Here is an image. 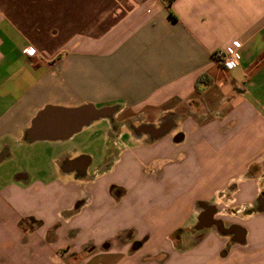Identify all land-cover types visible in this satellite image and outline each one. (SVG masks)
I'll return each instance as SVG.
<instances>
[{
    "label": "crops",
    "instance_id": "obj_1",
    "mask_svg": "<svg viewBox=\"0 0 264 264\" xmlns=\"http://www.w3.org/2000/svg\"><path fill=\"white\" fill-rule=\"evenodd\" d=\"M0 264H264V0H0Z\"/></svg>",
    "mask_w": 264,
    "mask_h": 264
},
{
    "label": "water",
    "instance_id": "obj_2",
    "mask_svg": "<svg viewBox=\"0 0 264 264\" xmlns=\"http://www.w3.org/2000/svg\"><path fill=\"white\" fill-rule=\"evenodd\" d=\"M116 110L115 108L95 109L90 106L69 111L45 109L33 122L32 138L46 141L68 139L82 127L112 116Z\"/></svg>",
    "mask_w": 264,
    "mask_h": 264
},
{
    "label": "built area",
    "instance_id": "obj_3",
    "mask_svg": "<svg viewBox=\"0 0 264 264\" xmlns=\"http://www.w3.org/2000/svg\"><path fill=\"white\" fill-rule=\"evenodd\" d=\"M157 1L163 5H168L172 0ZM24 53L28 56H34L37 53V50L34 47H28L27 49H25ZM216 59L226 71H232L240 65V58L235 54H229L223 51H219L216 54Z\"/></svg>",
    "mask_w": 264,
    "mask_h": 264
},
{
    "label": "rangeland",
    "instance_id": "obj_4",
    "mask_svg": "<svg viewBox=\"0 0 264 264\" xmlns=\"http://www.w3.org/2000/svg\"><path fill=\"white\" fill-rule=\"evenodd\" d=\"M116 113V112H115ZM114 115V114H113ZM88 134V132H87ZM83 136H79L76 138V141L74 143H77L78 140H80ZM89 148V147H88ZM88 148H84V149H88ZM90 149V148H89ZM39 160L37 161H34V165H39ZM27 167V164H25V167H19V168H26ZM143 175L145 177H148V176H151V177H154V178H160V173L158 172V170L156 169V164L155 163H150V164H147L144 166V172H143ZM109 178V177H108ZM112 179L109 180V181H114V180H118V181H121L122 183L124 182H128V180L130 181V179H128L127 177H124V176H121V175H118V176H112L111 177ZM165 213L163 214L166 215L169 211H168V208L164 209ZM144 238L142 237L141 240H143ZM136 240V239H135ZM140 240V239H139ZM140 240V241H141ZM140 241H136V242H140ZM146 242V241H145ZM140 246V245H138ZM134 247H137V245H134Z\"/></svg>",
    "mask_w": 264,
    "mask_h": 264
},
{
    "label": "flooded vegetation",
    "instance_id": "obj_5",
    "mask_svg": "<svg viewBox=\"0 0 264 264\" xmlns=\"http://www.w3.org/2000/svg\"><path fill=\"white\" fill-rule=\"evenodd\" d=\"M116 127L120 128V126L116 125ZM115 129V126H114ZM208 212L210 213V215L213 217L216 214V210L215 208L209 209ZM216 223V222H215Z\"/></svg>",
    "mask_w": 264,
    "mask_h": 264
}]
</instances>
